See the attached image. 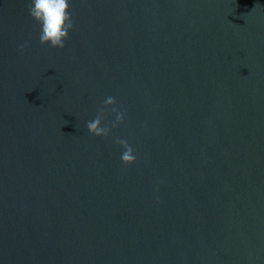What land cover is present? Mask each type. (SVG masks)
<instances>
[{"label": "water", "instance_id": "water-1", "mask_svg": "<svg viewBox=\"0 0 264 264\" xmlns=\"http://www.w3.org/2000/svg\"><path fill=\"white\" fill-rule=\"evenodd\" d=\"M27 9L0 0V264H264V0H72L62 49Z\"/></svg>", "mask_w": 264, "mask_h": 264}, {"label": "clouds", "instance_id": "clouds-1", "mask_svg": "<svg viewBox=\"0 0 264 264\" xmlns=\"http://www.w3.org/2000/svg\"><path fill=\"white\" fill-rule=\"evenodd\" d=\"M71 2L72 0H27L28 15L40 26L39 41L41 44L49 45L52 48L62 49L65 47V41L75 27ZM24 48V44L20 45L21 52H23ZM115 103V98L111 96L104 101L106 106L114 105ZM112 111L116 112V120L111 127H115L124 120V113L117 111L115 108ZM87 129L98 137H107L109 135L111 128L103 124V109L100 114L87 123ZM116 142L124 149L120 159L125 163L135 161V150L128 141L118 139Z\"/></svg>", "mask_w": 264, "mask_h": 264}]
</instances>
